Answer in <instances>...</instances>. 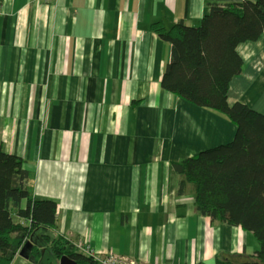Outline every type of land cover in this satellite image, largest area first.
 Instances as JSON below:
<instances>
[{"label":"crops","instance_id":"obj_1","mask_svg":"<svg viewBox=\"0 0 264 264\" xmlns=\"http://www.w3.org/2000/svg\"><path fill=\"white\" fill-rule=\"evenodd\" d=\"M243 1L0 0V142L25 161L35 197L57 202V233L144 264L256 254L252 233L198 211L174 168L237 128L162 87L172 45L152 31ZM237 52L245 69L228 103L264 114V34Z\"/></svg>","mask_w":264,"mask_h":264},{"label":"trees","instance_id":"obj_2","mask_svg":"<svg viewBox=\"0 0 264 264\" xmlns=\"http://www.w3.org/2000/svg\"><path fill=\"white\" fill-rule=\"evenodd\" d=\"M152 31L172 45L162 87L197 106L226 117L236 125L233 141L206 149L174 163L184 182L194 184L196 206L213 221L252 233L259 249L254 256L217 257V264H264V114L243 103H228L229 86L245 63L237 52L241 43L264 34V0L212 3L199 26L179 21L171 28L154 23ZM25 161L0 142V264H12L21 247L38 228L57 233L58 204L35 197ZM182 187V184H181ZM28 220V225L16 221ZM47 240L59 259L76 264H100L82 252L77 242L57 233ZM36 258L40 250L33 248Z\"/></svg>","mask_w":264,"mask_h":264},{"label":"rangeland","instance_id":"obj_3","mask_svg":"<svg viewBox=\"0 0 264 264\" xmlns=\"http://www.w3.org/2000/svg\"><path fill=\"white\" fill-rule=\"evenodd\" d=\"M50 232L52 233L44 227L36 229L21 247L12 264H58L59 259L55 256L46 238V235H53ZM34 247L39 248L42 252L39 259L33 252Z\"/></svg>","mask_w":264,"mask_h":264},{"label":"built area","instance_id":"obj_4","mask_svg":"<svg viewBox=\"0 0 264 264\" xmlns=\"http://www.w3.org/2000/svg\"><path fill=\"white\" fill-rule=\"evenodd\" d=\"M76 245L82 252L94 256L100 264H144L130 256L117 255L111 252L101 255L100 252L93 251L89 244L82 241H78Z\"/></svg>","mask_w":264,"mask_h":264},{"label":"water","instance_id":"obj_5","mask_svg":"<svg viewBox=\"0 0 264 264\" xmlns=\"http://www.w3.org/2000/svg\"><path fill=\"white\" fill-rule=\"evenodd\" d=\"M58 264H76V262L71 260L67 256H62L61 258H59Z\"/></svg>","mask_w":264,"mask_h":264}]
</instances>
